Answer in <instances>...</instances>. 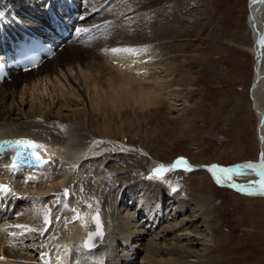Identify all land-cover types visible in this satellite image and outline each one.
I'll use <instances>...</instances> for the list:
<instances>
[{
	"label": "bare ground",
	"instance_id": "6f19581e",
	"mask_svg": "<svg viewBox=\"0 0 264 264\" xmlns=\"http://www.w3.org/2000/svg\"><path fill=\"white\" fill-rule=\"evenodd\" d=\"M104 1L78 3L72 0L74 12H81L84 17L83 22L76 25L78 40L56 50L36 68L12 72L11 77L0 83V138L37 140L46 146L43 152L51 159L44 167L13 170L8 165L9 155L0 157V185L11 189L0 192V199L5 202L0 217V257H3L0 264H60V260L63 264H212L211 253L199 252V246H206L205 250H208L215 243L213 205L206 203L197 208L192 205V210L186 213L187 199L179 194L168 196L169 190L162 187L164 179L149 177L159 165L170 166L178 158L171 162L160 161L149 157V151L141 148L133 153L140 165L124 168L110 158L119 153L128 155L133 148L123 140L110 137L107 125L102 129L106 136L92 138V131L88 130L96 126L91 120L94 116L120 113L127 108L144 110L163 105V102L171 105V97H166L178 92L169 80L174 71L173 62H166L165 58L158 62L152 58L151 62L150 59L147 61L150 54L147 50L153 48L148 47L150 42L135 33L131 36L122 31L117 34L113 15L102 9L96 14L95 10ZM249 11L254 15L252 19L248 13L254 39V45L249 49L258 69L254 75L258 80L251 87V97L252 107L259 116L260 111L264 112V48H257L255 41L264 34V0L250 1ZM61 20L71 26L67 14H63ZM51 23L47 12L33 8L26 0H0V43L8 41L7 37L24 33L43 31L47 34L52 30ZM112 26L111 32L116 31L115 35L108 34ZM104 38L105 42L101 40ZM120 38L123 41L118 42ZM106 44L135 51H122V55L113 52L109 55L106 51L104 59L102 49L104 45L107 47ZM79 68L81 70L77 72ZM75 71V78L83 79L80 86L70 76ZM163 72L167 75L163 76ZM63 77L73 86L70 93H78L79 98H86V101H77L72 94L63 92L61 84L67 85ZM49 88L55 95L42 99L43 92L50 94ZM81 104H87L88 110L80 108ZM261 136L264 153V129H261ZM186 160L192 170L206 171L208 177L222 187L239 189L245 185H261L264 179L260 168L247 167L249 163L258 165L257 161L226 167L216 163L197 166ZM210 165L232 171H217L216 175L220 177L217 181L207 167ZM85 166L91 170L86 172L88 180L82 172ZM185 167L166 173L164 178L176 171H187ZM74 170L80 171L73 179L74 189L69 191L71 198L64 197V189H68ZM133 175L139 177V183L124 188L128 177ZM141 190L146 192L141 193ZM47 199L52 200L51 205L61 215L59 226H56L57 220H51L47 227H42L44 211L41 207ZM19 201L23 203L22 210L16 218L8 219L7 215L16 213L15 206ZM76 202L81 205L76 207ZM94 211L102 215L105 236L98 247L82 254L78 263L83 249L81 244ZM16 225L36 228L39 235L36 238V231Z\"/></svg>",
	"mask_w": 264,
	"mask_h": 264
},
{
	"label": "rangeland",
	"instance_id": "374dc122",
	"mask_svg": "<svg viewBox=\"0 0 264 264\" xmlns=\"http://www.w3.org/2000/svg\"><path fill=\"white\" fill-rule=\"evenodd\" d=\"M102 9L116 20L115 29L109 28L108 34L115 35L116 31L111 32L114 29L118 30L117 34L122 31L130 36L141 35L150 42L149 48L153 46L154 53L151 48L147 52L154 55L149 54L147 61L151 62L152 58L158 62L165 58L164 61L173 62L174 71L169 80L178 90L174 96L166 97H171V105L163 102V105L144 110L127 108L120 113L115 111L91 118L96 124L88 129L92 131V138L106 136L102 129L107 125L110 137L123 140L133 148L130 155L119 153L113 155L111 161L124 168L139 166L133 153L141 148L149 151V157L160 161L171 162L184 157L197 166L216 163L230 167L257 161L261 142L257 139L258 115L250 97L255 57L249 49L254 39L248 23V0H106ZM101 40L105 42V38ZM109 45L102 49L104 59V54L110 55V50L118 49ZM75 72L70 76L80 86L83 79L77 80ZM65 79L63 77L67 85L61 84L63 92L72 94L77 101H86V98H79L78 93H70L73 86ZM48 92V95L43 92L42 99L55 95L50 88ZM87 104H81L80 108L88 110ZM87 167H83L82 172L88 180L86 172L91 170ZM79 171L72 172L69 186L73 188L68 186L69 191L74 189L73 179ZM139 181L138 176H130L123 187ZM162 182V187L169 190L168 196L179 194L189 201L186 213L192 210V205H213L215 243L208 250L206 246H199V252L211 253L212 264H264L261 185H245L239 189L222 187L210 179L206 171L197 169L173 172ZM51 204L52 200L47 199L41 207L43 228L48 225L45 224L46 214L50 222L57 220L56 226L61 223V215ZM75 205L81 204L76 202ZM18 208L22 210L23 203L18 204ZM36 233L37 238L39 232Z\"/></svg>",
	"mask_w": 264,
	"mask_h": 264
},
{
	"label": "snow or ice",
	"instance_id": "6c2138e0",
	"mask_svg": "<svg viewBox=\"0 0 264 264\" xmlns=\"http://www.w3.org/2000/svg\"><path fill=\"white\" fill-rule=\"evenodd\" d=\"M113 53H119L121 51H125V52H131V51H135L133 49H112L111 50ZM46 146L44 144L38 143L37 141H34L32 139H28V138H18V139H14V140H5V141H0V154H2L5 149L14 151L16 153L15 156H12L11 159L13 161V163L11 164V168L13 170L17 169L20 167L21 164H24L26 162H31V163H35L37 165L43 166L46 165L48 163H50V161L45 160L42 158V156L39 154L41 149H45ZM261 163L260 164H252L249 163L247 165V167L249 168H260L261 171V176L264 177V153H261ZM181 166H186L184 170L187 171H191L192 167L191 165H188V162L186 160V158H178L172 165L170 166H166V165H159L156 169H154L152 171V176L150 178H155V179H164V176L166 173L170 172V171H174L177 168H180ZM209 171L213 172L214 177L217 179V181H219L220 177L218 175H216V172L219 171L220 173H229L232 171V169L230 168H224L221 167L219 165H210L207 166ZM261 194H264V179L261 180ZM11 189L8 188L7 185H0V192H10ZM173 191H176L175 188H173ZM64 197H68L71 198L69 190L68 189H64L63 192ZM57 199H59V197H57ZM75 211V210H73ZM77 218L79 219V215L77 214ZM95 222L97 227H100V220H99V216L97 215L95 217ZM50 220L48 218V215H45V224H49ZM15 227L17 228H22V229H27V231H35V229H32L30 227H28L27 225H16ZM11 235L15 236L16 233H11ZM103 235L102 231H97L95 233H92L89 235L88 237V242L85 243V247H90L91 246V241L93 236H97L100 237ZM71 251V250H68ZM0 259H3V257H0ZM60 264H63V261L60 260Z\"/></svg>",
	"mask_w": 264,
	"mask_h": 264
},
{
	"label": "water",
	"instance_id": "95a60500",
	"mask_svg": "<svg viewBox=\"0 0 264 264\" xmlns=\"http://www.w3.org/2000/svg\"><path fill=\"white\" fill-rule=\"evenodd\" d=\"M250 1H253V0H248V10H249V8H250ZM249 14H251L250 13V11H249ZM252 19H254V15L253 14H251V16H250ZM263 36H264V34H263ZM263 36H261L259 39H256V41H255V45L257 46V48H259V49H261L262 47L264 48V40H263ZM258 69H257V67H253V74H255V73H257L258 71H257ZM258 78V77H257ZM257 78H253L252 79V81H251V86H250V90H251V87L255 84L256 85V81L258 80ZM250 93H251V91H250ZM250 97H251V94H250ZM252 98V97H251ZM261 129H264V112H259V116H258V126H257V139H258V141H261V139H262V136H261ZM14 139H18V137H16V138H9V139H2V140H0V141H5V140H14ZM8 150V149H7ZM261 153H263L262 152V150H261V148H260V150H259V154H258V157H257V162L260 164L261 163V159H260V157H261ZM13 154H14V156L16 155V153L13 151ZM40 154V153H39ZM43 158V157H42ZM43 159H45V158H43ZM45 160H47V159H45ZM25 165H37V164H35V163H31V162H26V163H24V164H21L20 166H25ZM98 214H96L94 217H93V220H94V222H95V217L97 216ZM99 216V215H98ZM96 223V222H95Z\"/></svg>",
	"mask_w": 264,
	"mask_h": 264
}]
</instances>
